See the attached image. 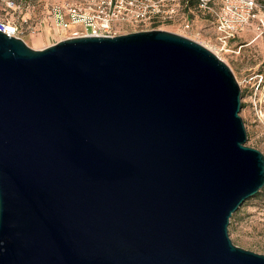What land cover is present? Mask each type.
Here are the masks:
<instances>
[{
    "label": "water",
    "instance_id": "1",
    "mask_svg": "<svg viewBox=\"0 0 264 264\" xmlns=\"http://www.w3.org/2000/svg\"><path fill=\"white\" fill-rule=\"evenodd\" d=\"M242 95L170 32L0 30V264H264L229 231L264 189Z\"/></svg>",
    "mask_w": 264,
    "mask_h": 264
},
{
    "label": "rangeland",
    "instance_id": "2",
    "mask_svg": "<svg viewBox=\"0 0 264 264\" xmlns=\"http://www.w3.org/2000/svg\"><path fill=\"white\" fill-rule=\"evenodd\" d=\"M63 0H0V26L19 28V35L34 50H43L73 38L72 31H60L50 20L49 11ZM196 7L197 0H187ZM264 4V0H260ZM14 2L15 6H9ZM258 2V0H257ZM221 10L220 0L213 11L188 12L192 22L190 30L185 27L184 13L178 21H154L147 17L137 22L119 25L116 36L139 32L165 31L195 41L221 58L232 70L242 88V110L248 140L246 146L264 154V84L257 91L259 76H264V32L256 25L241 32L227 49L220 44L216 25ZM264 17V12H262ZM115 37V36H114ZM257 39V41H255ZM233 243L245 250L264 255V194L248 200L234 214L229 227Z\"/></svg>",
    "mask_w": 264,
    "mask_h": 264
},
{
    "label": "built area",
    "instance_id": "3",
    "mask_svg": "<svg viewBox=\"0 0 264 264\" xmlns=\"http://www.w3.org/2000/svg\"><path fill=\"white\" fill-rule=\"evenodd\" d=\"M219 0H197L196 7L187 0H63L49 11V18L60 31H72L76 37H116L114 30L129 21L148 18L154 21H178L184 13L185 27L190 30L192 22L186 19L188 10L194 12L213 11ZM221 10L217 14V35L220 44L227 49L232 40L249 27L264 32V7L257 0H220ZM9 6H15L9 2ZM12 32L6 26L0 30L22 39L19 28ZM23 40V39H22ZM24 41V40H23ZM257 91L264 84V76H259Z\"/></svg>",
    "mask_w": 264,
    "mask_h": 264
},
{
    "label": "trees",
    "instance_id": "4",
    "mask_svg": "<svg viewBox=\"0 0 264 264\" xmlns=\"http://www.w3.org/2000/svg\"><path fill=\"white\" fill-rule=\"evenodd\" d=\"M258 3L264 7V4L260 0H258ZM262 194H264V189L256 197H260Z\"/></svg>",
    "mask_w": 264,
    "mask_h": 264
},
{
    "label": "bare ground",
    "instance_id": "5",
    "mask_svg": "<svg viewBox=\"0 0 264 264\" xmlns=\"http://www.w3.org/2000/svg\"><path fill=\"white\" fill-rule=\"evenodd\" d=\"M7 28H9L12 32H14V31H16V29L14 28V26H6ZM255 41H257V39L255 40Z\"/></svg>",
    "mask_w": 264,
    "mask_h": 264
}]
</instances>
